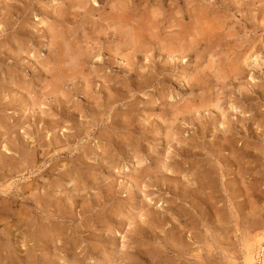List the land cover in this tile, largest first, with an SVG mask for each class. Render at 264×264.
Instances as JSON below:
<instances>
[{"label":"rangeland","instance_id":"374dc122","mask_svg":"<svg viewBox=\"0 0 264 264\" xmlns=\"http://www.w3.org/2000/svg\"><path fill=\"white\" fill-rule=\"evenodd\" d=\"M0 264H264V0H0Z\"/></svg>","mask_w":264,"mask_h":264},{"label":"bare ground","instance_id":"6f19581e","mask_svg":"<svg viewBox=\"0 0 264 264\" xmlns=\"http://www.w3.org/2000/svg\"><path fill=\"white\" fill-rule=\"evenodd\" d=\"M247 59H248V57H247ZM247 59H246V60H247Z\"/></svg>","mask_w":264,"mask_h":264}]
</instances>
